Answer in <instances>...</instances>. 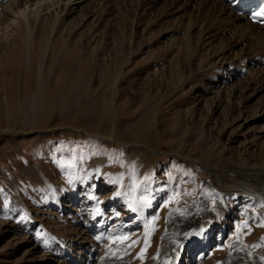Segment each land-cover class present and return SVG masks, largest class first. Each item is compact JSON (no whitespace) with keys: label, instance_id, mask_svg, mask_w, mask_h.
I'll list each match as a JSON object with an SVG mask.
<instances>
[{"label":"rangeland","instance_id":"1","mask_svg":"<svg viewBox=\"0 0 264 264\" xmlns=\"http://www.w3.org/2000/svg\"><path fill=\"white\" fill-rule=\"evenodd\" d=\"M199 1L0 28V264H260L264 53Z\"/></svg>","mask_w":264,"mask_h":264},{"label":"bare ground","instance_id":"2","mask_svg":"<svg viewBox=\"0 0 264 264\" xmlns=\"http://www.w3.org/2000/svg\"><path fill=\"white\" fill-rule=\"evenodd\" d=\"M88 1H90V4H93V5L95 4L96 6H98V5H100V3H103L102 1H105L107 3L108 1L112 2L113 0H107V1L106 0H13V3H11L7 6V12L9 14L10 12L12 13L15 10L14 13L17 14V19L13 20L10 23H9V21L6 22L3 20H0V28L4 26L1 31H3L5 34H11L12 36H14L16 34V30L20 31V29H22L23 26L30 27L31 19L29 17V14L31 12H35L38 16H40L41 13H44L45 11H47L49 9H52V10L56 9L57 10L61 7L70 8L73 6H75L74 8L76 9L77 4H80L82 2L85 3ZM179 1H183V4L185 3V5H183V6H185V8H188V6L191 5L190 0H173L174 5L177 6L179 4L178 3ZM191 1H193V0H191ZM199 2L201 3V5L198 8L197 12H198V15L200 16V19L202 18L203 23L208 22L211 15L214 13V15L217 16L218 22L220 24L227 26L228 29H230L231 31H233V30L236 31V34L242 36V39H247L248 42L250 43V45L251 44L256 45V47H255L256 49L258 46L259 50L264 53V50H262V49H264V26L258 25L252 21L251 10H249V7L246 5V2L244 0H200ZM32 7H33V9H32ZM4 9L6 10V8H4ZM181 10H182V8H181ZM23 22H25L24 25L22 24ZM190 23H192V21ZM193 26H194V24L192 25V27ZM191 29H193V28H191ZM256 59L255 58L251 59L252 66H253V64L254 65L259 64L260 61H258ZM262 62H264V61H262ZM227 81H228V79L226 78L225 83H227ZM263 188H264V186H263ZM102 221H103L102 215L100 213H98L95 217H91L86 221V226L89 228V230L93 229V228L94 229L102 228L104 225ZM101 223H102V225H100ZM204 231L205 230H203L202 233H204ZM197 236L202 238L204 235L201 234L200 236L199 235H197ZM196 239L193 240V238H191V239H189V241L186 240L187 241V242H185L186 245H184V247L186 246L185 247L186 248L185 254L187 253V251L191 255L201 252V250H202L201 248L203 246L200 247L201 246V244H200V246L195 247L196 246V244H195ZM205 240H207V239L205 238ZM182 250H183V246H182L180 251H182ZM180 254H181V252H180ZM180 254H178V256ZM141 255L147 256V251H145V252L141 251L140 256ZM202 256H203V254H202ZM176 259L179 260V257ZM258 261L260 264H264V258L259 257L257 260V263H258Z\"/></svg>","mask_w":264,"mask_h":264},{"label":"snow or ice","instance_id":"3","mask_svg":"<svg viewBox=\"0 0 264 264\" xmlns=\"http://www.w3.org/2000/svg\"><path fill=\"white\" fill-rule=\"evenodd\" d=\"M259 15V14H258Z\"/></svg>","mask_w":264,"mask_h":264}]
</instances>
